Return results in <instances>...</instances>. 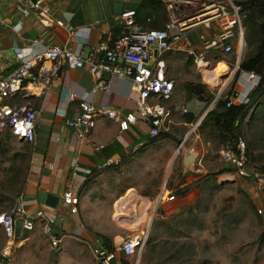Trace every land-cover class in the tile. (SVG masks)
Segmentation results:
<instances>
[{
  "label": "crops",
  "instance_id": "crops-1",
  "mask_svg": "<svg viewBox=\"0 0 264 264\" xmlns=\"http://www.w3.org/2000/svg\"><path fill=\"white\" fill-rule=\"evenodd\" d=\"M141 3V0H51V13L58 15L64 24L63 27H58L54 24L42 25L33 14L20 9L7 0H0L1 73L6 75L16 69L24 57L25 51L29 50L35 40L37 44L34 51L48 45L58 44L69 46L74 50L80 49L83 57H86L93 48H97L101 43L105 42L110 45L115 41L120 34L121 21L118 18L120 13L127 9L137 10ZM146 11H149L148 8ZM143 15L140 11L139 17ZM152 15L157 24L164 26L166 14L163 17L160 16V13L153 12ZM70 31L73 33L72 36L69 34ZM244 33L243 39L245 38ZM189 40V48L199 52L200 45L197 38L190 37ZM242 43L243 41L241 43L238 41L241 50ZM172 52L168 53L170 57L185 53ZM244 55L239 52L238 56L234 58L235 60L233 59L229 63L226 60L214 61L210 59L215 63V66L211 68L213 74L225 68L224 74L219 76L221 78L213 79L212 86L218 85L219 82L221 88L227 85L226 83L229 84L235 70L229 66H232L233 63H235V67L239 66ZM167 57V54L164 55L158 62H160L165 77L174 83V93L170 101L162 103L171 109V123L168 132L162 133L154 139L150 137V128L145 120L139 119L135 125H131L127 131L122 132L115 121L99 117L86 140L80 144L77 143L73 133L66 126V120L73 116L77 109V101L69 99L72 94L92 101L96 108H112L120 116H125L128 113L136 114L133 102L136 95L132 92L128 80L109 79L107 75H103L102 78L109 82V92L99 91L92 94L91 90L96 81L85 68H62L49 93L44 97L30 96L26 99L8 100L10 104L28 102L39 113L34 129L35 140L32 144H28L30 149L28 174L21 192L25 217L17 221L15 232L21 231V227L28 226L29 233L36 223L40 222L43 226L48 221L53 226L54 232L59 233L58 230H64L67 233L73 230L76 236H81L83 226L78 224L80 221L77 220L78 212L80 214L96 213L97 211L108 213L113 202L129 190L135 191L138 195L141 193L143 194L141 197L149 200L154 197L150 200L154 202L165 189L167 192L174 193L179 199L175 212L186 208L185 206L200 190V182L203 177L209 178V170L204 168L203 164L208 154L212 153L210 144L216 140L214 136L210 135L209 130L200 133L197 129L199 125L191 132L194 123L185 122L180 111L181 107H186L190 112L196 111L198 113L196 121L204 118L208 107L195 98H181V95L185 94L183 85L181 89L177 81L173 80L169 72L170 65H168L172 59H167ZM216 65L217 68H215ZM192 68L194 71L196 70L194 66ZM215 75L217 74L212 77ZM207 80L209 79L207 78ZM238 82L240 86L237 91L242 89L243 92L247 87L246 82L244 79H240ZM219 87L211 90H216L218 93L221 89ZM227 91L228 87L225 92ZM222 94L225 96L224 92ZM189 138L196 144L177 151L179 145ZM177 156H181L182 174L193 169L194 166L195 168L198 166L199 168L192 172L195 174L203 172L204 175H198L197 178L191 177L190 182H181L168 190L163 183ZM189 156L194 157V161L191 164L183 165L184 158ZM108 160H112L114 163L104 166ZM74 161L81 169L90 171V174L79 173L75 179L73 194L78 198L79 203L77 205L78 212L72 215L65 212L68 206L62 202L61 196L70 177L71 164ZM225 167L221 164L222 173H226L224 172L227 171ZM122 180H125L123 185L120 184ZM224 180L227 181V179ZM196 183L199 184V187L193 186ZM187 186L190 187L188 192L184 195L177 194V191ZM97 208H102L104 211L99 209L96 211ZM62 212L64 216L68 214L71 226L64 227V217L60 221L59 216ZM93 234L96 236V241L95 244H92L91 249L100 247L108 251L109 248L114 249L116 246L112 230L110 237L98 233ZM61 236L62 240L66 237ZM22 239L24 240L25 237ZM101 239L102 243L99 242ZM116 257L120 263L123 261L129 263L133 260L132 257H123L118 253H116Z\"/></svg>",
  "mask_w": 264,
  "mask_h": 264
},
{
  "label": "built area",
  "instance_id": "built-area-1",
  "mask_svg": "<svg viewBox=\"0 0 264 264\" xmlns=\"http://www.w3.org/2000/svg\"><path fill=\"white\" fill-rule=\"evenodd\" d=\"M7 1L33 14L42 25L64 26L60 17L51 13V0ZM159 1L164 5L166 12L163 28L148 29L137 24L136 11L127 9L122 11L118 17L121 21V29L115 41L110 45L105 42L101 43L86 57H83L80 49L74 50L69 46L58 44L48 45L34 51L37 41H33L16 69L6 75H3L0 69V133L9 132L12 137L26 144L34 142L38 111L33 109L28 102L9 104L7 101L15 98L26 99L30 96H46L62 68H85L96 81L91 90L92 94L99 91L109 92V82L102 78L103 75H107L109 79L128 80L132 92L136 95L133 100L136 114L128 113L125 116H120L112 108H96L92 101L86 98L75 94L70 95V100L77 101V109L75 114L66 120V126L73 133L77 143L80 144L86 140L99 117L115 121L122 132L127 131L131 125H135L139 119L145 120L150 128V137L153 139L168 132L171 123V109L162 103L170 101L174 93V83L165 77L158 60L172 51L185 52L192 58L193 66L204 82V73L213 71L210 67V59L231 54L233 43L243 41L242 21L245 15L241 13L238 6L231 2L228 3V0L202 4L195 0ZM152 21H154L153 15L146 20V24ZM198 27H203L205 33L197 34L200 51L195 52L189 48V39L191 31ZM69 34L73 35L71 31ZM236 74L238 77L234 84L235 89L231 91V95H228L227 107L246 104L249 93L257 85L258 77L255 73L238 72L237 65L232 78ZM240 79H244L247 85L243 92L242 89L237 91ZM230 83H226L227 85L222 88L219 87L220 82L215 86L221 89L214 96L205 113L222 97L223 92L227 96L225 90ZM204 84L210 89L215 88L208 83L204 82ZM180 111L183 115L188 113L186 107H181ZM201 119L192 124L191 132L197 128ZM180 148L181 145L177 151ZM218 160L224 166L229 165L238 178L252 183L259 189H264V175L250 163L244 140L239 139L234 145L222 146L218 151ZM113 163L112 160H108L104 166H110ZM79 173L88 175L90 171L81 169L74 161L71 164L70 177L61 196L62 202L68 206V212L72 215L78 212L79 201L74 196L73 189ZM135 194L137 202L132 206L134 213L130 212L127 216L124 215L118 219L129 221L134 217L139 219L145 217V219L131 223L135 226V231L127 238L121 239V243L114 247L113 252L105 251L100 247L93 248L94 264H110L111 259L115 260V264H122L117 260L116 253L123 257H132L134 261L128 264H138L153 221L165 219L177 210L178 197L165 189L154 202L141 197L136 192ZM24 217L25 208L20 195L9 213L0 214V227L3 228L8 241L14 238L17 221ZM63 217L62 212L59 216L60 221ZM42 233L48 237L55 250L60 249L63 237L55 234L50 222L46 221L43 224Z\"/></svg>",
  "mask_w": 264,
  "mask_h": 264
},
{
  "label": "rangeland",
  "instance_id": "rangeland-1",
  "mask_svg": "<svg viewBox=\"0 0 264 264\" xmlns=\"http://www.w3.org/2000/svg\"><path fill=\"white\" fill-rule=\"evenodd\" d=\"M195 1L202 4L227 0ZM243 1L246 0H228V3L235 4ZM242 24L244 25V22ZM243 29L245 33H250V36L245 35L249 39V47L245 38L242 50L239 48L238 41L234 42L231 54L220 55L228 63L236 58L239 52L241 55L252 53L255 48L254 46L251 48L250 45H253L254 33L257 32L250 28L247 30L246 27ZM198 33H201V27L193 29L190 37L196 38ZM167 56V59H172L168 62L169 72L181 89L185 82L203 85L205 82L211 83L212 86L213 79L221 76L225 71L224 68L209 80L203 77L204 82H202L201 77L192 68L193 64L188 67L187 53L172 57L167 54ZM210 62V67H214L215 63ZM234 64L229 68L233 70ZM220 65L223 64L220 63ZM237 77L236 74L232 82L230 81L226 94H231L232 89L235 88ZM207 88L215 96L216 90ZM181 98L185 99L187 95L182 94ZM7 102L10 104L9 101ZM182 103L185 104L183 101ZM242 131L243 140L246 145H249L251 164L260 170V166L264 164V102L263 106L256 108L253 115L244 122ZM9 134L6 131L0 133V137L6 139L5 153L0 156V214L9 213L20 197L30 160L28 144L8 136ZM195 144L189 138L181 144L180 151ZM209 147L212 153H209L204 164L202 163L204 168L209 170V178L203 177L200 190H197L198 192L185 206L186 208L170 213L165 219L153 221L147 238L149 246L147 248L144 246L138 264H264V247H260L257 242L259 234L264 229V189H259L252 183L238 178L234 173H222L217 153L221 145L215 141ZM180 159L181 156H177L174 165L169 168L170 171L166 175L163 184L168 190L181 182H190L191 177L197 178L198 175H204L203 172L193 173L199 168L198 166L182 174ZM124 183L125 180H122L120 184ZM124 194L113 202L108 213L97 211L98 209L104 211L102 208H97L96 213L80 214L78 212L79 218L76 219L80 220L78 224L83 226L81 229L83 234L76 236L73 230L67 233L64 230H58L59 233L55 232V234L66 236L59 250H55L48 237L42 233L40 222L34 225L27 236L23 233L18 242L15 240L12 243H9L3 228L0 227V264H94L91 247L95 244L96 236L93 233L110 237L112 230L115 245L118 246L121 239L127 238L135 231V226L131 223L145 219V217L140 219L134 217L131 221L118 219L124 215L127 216L130 212L134 213L132 206L137 202L135 191L129 190ZM139 195L143 196L141 193ZM65 212L69 213L68 209ZM71 225L68 214H65L64 227ZM16 232L20 233V231ZM23 237H25L24 240ZM133 261L134 259L131 263Z\"/></svg>",
  "mask_w": 264,
  "mask_h": 264
},
{
  "label": "trees",
  "instance_id": "trees-1",
  "mask_svg": "<svg viewBox=\"0 0 264 264\" xmlns=\"http://www.w3.org/2000/svg\"><path fill=\"white\" fill-rule=\"evenodd\" d=\"M235 5L238 6L241 13L245 15L244 21H242V23L244 22L242 27H246V29L250 28L257 32L254 33L253 45H250V47L254 46L255 48L252 53H247L243 56L238 66V72H253L257 75L258 81L256 87L249 93L246 104L230 105L227 107L226 104L229 101L228 96H222L207 111L199 124L197 128L198 131L203 133V131L209 130L210 135L214 136L217 143L221 146L227 144L234 145L239 139L243 140L242 127L244 122L251 117L256 108L263 106L264 102V0H246L243 2H237ZM147 8L149 11H146ZM135 11V21L137 24L148 29H160L164 27L163 24H157V21H152L149 24H146V20L152 16L153 12H156L157 14L160 13V16L163 17L166 14L165 7L159 0H143L140 8ZM140 11L144 14L142 17H139ZM201 33H205V30L202 27ZM247 34L250 36V33H244V36ZM245 40L248 45L249 39L247 36H245ZM213 60L221 61L224 59L222 56H216ZM192 64L193 60L189 57L187 59L188 67H191ZM183 90L187 97L195 98L206 107H208L214 99V94L201 83L185 82L183 84ZM197 114L196 111H188L187 114L183 115L185 122L188 124L195 123L197 120ZM8 136L11 135L9 134ZM5 141L6 139L4 137H0V156L5 153ZM246 146L247 156L251 163L252 157L249 145L247 144ZM259 169L264 175V164L260 166ZM224 172L233 173V169ZM193 186L199 187V184L196 183ZM189 188L190 187L187 186L184 189L177 191V194L184 195L188 192ZM257 242L260 247H264V229L262 233L259 234ZM147 243L148 242L145 244L146 248L149 246V243L148 245ZM108 252H113V249L109 248ZM122 264H128V262L123 261Z\"/></svg>",
  "mask_w": 264,
  "mask_h": 264
},
{
  "label": "bare ground",
  "instance_id": "bare-ground-1",
  "mask_svg": "<svg viewBox=\"0 0 264 264\" xmlns=\"http://www.w3.org/2000/svg\"><path fill=\"white\" fill-rule=\"evenodd\" d=\"M220 71H223V69H220V70L216 71L214 74H218ZM212 72H213V71H211V72H205L204 75H203V77L206 78V79H207V78L210 79V78L214 75ZM28 230H29V228H28L27 226L21 227V231H20V233L15 232V234H14V238L11 239V240L9 241V243L14 242L15 240H17V242H18L19 239H20V237H21V235H22L23 233H28Z\"/></svg>",
  "mask_w": 264,
  "mask_h": 264
},
{
  "label": "water",
  "instance_id": "water-1",
  "mask_svg": "<svg viewBox=\"0 0 264 264\" xmlns=\"http://www.w3.org/2000/svg\"><path fill=\"white\" fill-rule=\"evenodd\" d=\"M193 161H194V157H190V156L189 157H185L184 160H183V165L191 164ZM225 168H226V170H229L230 166L227 165ZM48 200L50 201V199H48ZM99 242L102 243V239ZM110 264H115V260L111 259L110 260Z\"/></svg>",
  "mask_w": 264,
  "mask_h": 264
}]
</instances>
